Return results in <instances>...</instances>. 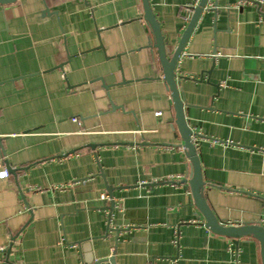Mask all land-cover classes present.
Segmentation results:
<instances>
[{"label":"crops","instance_id":"crops-1","mask_svg":"<svg viewBox=\"0 0 264 264\" xmlns=\"http://www.w3.org/2000/svg\"><path fill=\"white\" fill-rule=\"evenodd\" d=\"M150 1L173 54L201 0ZM241 1L208 2L176 81L207 204L264 227V0ZM154 44L142 0L0 4V264H263L194 205Z\"/></svg>","mask_w":264,"mask_h":264},{"label":"water","instance_id":"water-1","mask_svg":"<svg viewBox=\"0 0 264 264\" xmlns=\"http://www.w3.org/2000/svg\"><path fill=\"white\" fill-rule=\"evenodd\" d=\"M17 0H0V4H13ZM144 8V16L147 24L149 25L154 37V49L157 50V55L160 65L163 68L164 79L172 94V101L176 110L177 128L179 135L183 139V147L186 150L188 159L190 161V176L185 182L191 188V193L194 205L198 208L199 212L206 221V226L212 233L225 236L231 239L241 238H254L261 244L262 262L264 264V227L261 224L251 225H234L230 226L220 221L209 204L204 198V178L203 170H201L200 158L197 153L196 147L193 142V133L188 126L187 119L185 118L184 104L180 95L179 84L177 83V65L180 57L183 55L184 47L193 34L196 24L202 16L203 10L206 8L210 0H201L199 5L194 9L193 18L187 26L185 33L182 35L176 51L172 54L166 46L165 37L162 33L160 24L153 13L150 0H142ZM93 264H116L115 259L104 261H95Z\"/></svg>","mask_w":264,"mask_h":264},{"label":"built area","instance_id":"built-area-1","mask_svg":"<svg viewBox=\"0 0 264 264\" xmlns=\"http://www.w3.org/2000/svg\"><path fill=\"white\" fill-rule=\"evenodd\" d=\"M253 2H254V0H242L241 5L244 6V5H246V3H253ZM158 115H160V114H158ZM72 121H74L75 123L77 122L79 125L82 124L81 121H79L78 117L74 118ZM9 174H10L9 170H7L4 167L2 161L0 160V178L1 179H8L10 177Z\"/></svg>","mask_w":264,"mask_h":264}]
</instances>
